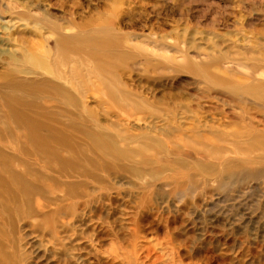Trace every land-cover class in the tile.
Instances as JSON below:
<instances>
[{"label":"rangeland","instance_id":"obj_1","mask_svg":"<svg viewBox=\"0 0 264 264\" xmlns=\"http://www.w3.org/2000/svg\"><path fill=\"white\" fill-rule=\"evenodd\" d=\"M80 40L113 50L91 58ZM12 74L18 88L1 86ZM41 79L66 97L32 85ZM256 83L264 0H0V93L46 98L47 120L127 147L119 162L93 149L52 172L57 162L43 156L52 146L27 139L28 124L0 101V127L24 136L0 147L20 146L14 155L46 179H30L52 201L41 214L58 213L17 211L8 228L0 211L10 264H264V157L232 143L264 131V101L232 94ZM51 180L85 193L68 199Z\"/></svg>","mask_w":264,"mask_h":264},{"label":"bare ground","instance_id":"obj_2","mask_svg":"<svg viewBox=\"0 0 264 264\" xmlns=\"http://www.w3.org/2000/svg\"><path fill=\"white\" fill-rule=\"evenodd\" d=\"M83 37L92 38L90 35H83ZM64 39L65 37L63 38L60 37L57 39V41H62ZM80 42L82 43L81 45H83V47L91 49L90 51L91 53L89 54L91 58H96V56L108 57L107 55H111L110 53H108V51L113 50L110 49V47H106L102 49L105 51H102L97 48L103 45H109L107 41L97 42V40H90V41L80 40ZM95 43H98L99 45ZM97 51H102V52L99 53ZM107 60L109 59H105V61ZM99 67L100 66H97L96 68ZM57 74L59 73L57 72ZM13 76L15 75L14 74L10 75L8 82L4 84L1 83L2 84L1 86H4L5 88H18V83L12 79ZM31 83L33 86L40 88L42 93H49L50 91H53L55 93H58L66 97L67 91L58 87V85L51 84L50 81L41 79V80H34V82L31 81ZM255 89L259 91H255ZM235 90H233L234 92L232 91V94L234 93L238 95H244L246 92L248 95L252 96V100L264 101L263 84L260 85H258V83L252 84L251 86H248L247 88L243 89L241 92ZM0 101H3V105L7 106L9 111H11L13 114H16L18 116V119H14L13 122L20 120L22 123L28 124L25 130L26 133L21 131V133L27 135V139L34 140L38 142L41 146H46V145H48V147L49 145L52 146V148L50 149L51 153L48 155H43L45 158L49 157L50 161L57 162L56 169L55 168L48 169L52 172L57 173V169L59 166H61V168L72 167L73 160L83 157L86 158V155L88 153L91 154L93 152V149L100 151L99 153L104 156L107 155L111 158L113 157L116 162H119V160L117 159V155L119 156L125 155L126 152L125 148L127 147L121 145L118 146L116 143H113L112 139L108 138L106 135H102V133L98 134V136L96 135L83 136L84 135L83 130L71 129L70 123L56 121L52 118L51 121L47 120L46 118L49 117L46 114L47 109L53 108L52 105L54 104V102L46 101V98L44 101L40 102L39 104H36L34 102L26 104L25 101L23 99L21 100V98H19L18 96L12 95V97H8V95L0 93ZM31 110L36 113L29 112ZM26 111H28L31 115L28 114ZM12 117L15 116L12 115ZM63 131H66L67 134L63 133ZM42 132H48L49 133L48 138L42 135ZM21 133L20 132L9 133L7 129L1 126L0 143L1 144L8 143L10 141L9 140L10 136L11 139L13 138L14 141H16L17 137H24ZM56 135H59V138H57ZM78 138L81 139V141H78ZM202 138L204 139V137ZM154 140L155 139H152V141ZM160 140L164 143V146L162 147H165L166 149L168 148L170 151L169 146L166 147L165 145V140L162 139ZM232 140H235L232 143L235 150L238 153L241 152L243 155L248 156V154L251 151L259 150L264 157V131H259L254 128L247 129L245 132H237L236 134H234V136H232ZM188 144L189 146L191 145L190 142H188ZM81 145H84L85 147L83 148ZM194 145L196 144L194 143ZM59 147L66 148L69 151V155L71 156L65 158L64 155L59 150ZM8 150L13 152V154L10 155L5 154L3 149L0 147V197L6 196L7 200L9 201L6 202L4 200L5 201L4 203L0 201V211L2 212V215L5 216L6 225H8V228H14L12 224H15V221H13L12 218L13 215L14 216L16 215L17 211L19 212L23 211L24 212L23 214L25 216L24 218L30 216L31 217L39 216L41 220L53 221L51 218L57 215L58 214L57 212L52 211L49 214H43V215L41 214L43 209L46 206H48V204H51L52 201H49L47 199L46 195L44 194V191L40 186H37V183L33 184L30 182V179L32 178H35L38 182L41 181L45 182L46 181L45 176H43L38 171L34 170L33 167L29 163L24 162L21 157H17L14 155L16 151L20 152V146L14 147L12 145H9ZM82 150H84V152ZM215 154H218L217 157L221 156L220 152L218 151H216ZM226 163L224 162V164ZM13 164L19 166L21 170L19 171L14 170L15 167H13ZM107 167L116 168L109 164ZM84 172L85 171H83V173ZM83 173L80 174L81 177H83ZM65 177L68 178L72 176L65 175ZM52 182L57 185L56 188L57 190L64 191L65 197H68V199L77 198L78 196H81L85 193L83 183L82 184L68 183L64 185L63 188V185H61V183L54 181ZM53 193H55V190L53 191ZM54 198L55 201L58 200V198L56 197ZM66 199L67 198H65L64 200ZM10 203L14 207L13 210H10L11 208H9L11 206ZM22 208L24 210H22ZM66 210L67 208H63L58 212L64 213ZM1 232L2 230L0 229V233ZM12 254L5 251V249L0 245V264H10V262L13 261ZM18 261L16 260L17 264L19 263ZM11 264H15V262Z\"/></svg>","mask_w":264,"mask_h":264}]
</instances>
